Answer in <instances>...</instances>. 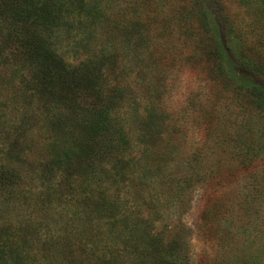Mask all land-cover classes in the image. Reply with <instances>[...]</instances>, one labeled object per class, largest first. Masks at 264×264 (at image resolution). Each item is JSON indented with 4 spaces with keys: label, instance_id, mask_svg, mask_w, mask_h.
Returning <instances> with one entry per match:
<instances>
[{
    "label": "rangeland",
    "instance_id": "374dc122",
    "mask_svg": "<svg viewBox=\"0 0 264 264\" xmlns=\"http://www.w3.org/2000/svg\"><path fill=\"white\" fill-rule=\"evenodd\" d=\"M96 1L109 14L97 25L43 31L59 61L50 86L41 62L10 41L0 2V178L10 184L0 190V223L15 228L30 264H99L107 250L123 253L122 264H147L156 234L187 264H264L261 1ZM245 42L255 48L250 73ZM76 66L88 83L73 90ZM92 68L108 85L111 117L130 126L132 152L120 172L83 184L76 168L64 179L54 155L65 152L59 110L94 101L84 96ZM245 77L256 86L252 103Z\"/></svg>",
    "mask_w": 264,
    "mask_h": 264
},
{
    "label": "trees",
    "instance_id": "16d2710c",
    "mask_svg": "<svg viewBox=\"0 0 264 264\" xmlns=\"http://www.w3.org/2000/svg\"><path fill=\"white\" fill-rule=\"evenodd\" d=\"M239 1L245 3L247 7L253 4L254 9L259 8L260 3L258 2L261 1L264 7V0ZM0 2L8 4L7 15L12 24L10 41L12 40L17 45L16 48H19L21 53L19 55H25L32 61L39 60L41 62L38 72L42 83H46L47 86L54 84L53 78L56 75L52 76V73L55 72V67L59 61L52 60L55 54L50 49L48 36L43 31L46 30L49 34L56 28L68 32V34H71L72 31L77 33L81 30V25L84 26V23L95 26L97 22L107 18L106 14L109 15L96 0L93 2L88 0H0ZM243 48L241 58L246 72L250 73L251 67L254 65L251 55L255 53V48L251 44L247 45V42ZM76 69H79V66L74 67L73 71L75 72ZM60 72H66V67L63 64L58 70V73ZM94 74L95 77L93 78ZM88 76L90 80L87 90L84 91L87 94L84 96L91 101L94 100L93 103H97H92L90 107H86L83 104L79 105V101L74 100L73 103L70 102L72 107L66 113L59 110L61 117L58 118L57 136H61V145L65 152L64 156L54 155L58 168L63 171L64 179H69L67 177H70L76 168L77 175L75 178L80 179L79 181L83 184L88 176L103 178L116 167H121L123 164L129 165L132 152L129 136L130 126H127L126 121L123 122L122 119L113 120L114 117H111L110 111L112 102L103 100L102 88H107L108 85L98 83L101 78L98 79L100 76L98 69L92 68ZM246 77L242 82V90L248 103H252L256 86ZM72 80L73 90L83 86L84 82L88 83L87 77L83 81L77 77L76 72ZM113 89L116 90V87ZM70 92L76 96L83 91ZM105 97H107V93H105ZM69 99L71 96L68 97ZM49 103L54 106L56 100H49ZM78 106L83 108L82 112L79 111ZM74 116L79 118L76 123L78 128L68 125V119ZM71 161L75 163L71 165ZM69 182H71L70 179ZM9 185L7 180L0 178L1 191ZM72 188L69 187V189ZM107 199L105 197L103 200L108 202L110 199ZM98 206L100 209L102 205ZM112 215L113 212L108 211L107 216L111 217ZM15 231V228L10 225L0 223V264H30L27 261L28 257L25 251L18 247L17 238L14 236ZM13 237L16 239L13 240ZM154 239H157L156 242L158 243L151 248V257L152 255L153 257L147 264H187L185 260L187 257L170 247L174 245L170 243L161 245L160 240L163 239L158 234L154 235ZM123 257L125 258L123 253L115 254L113 251L107 250L106 253L101 254L99 264H122L124 262Z\"/></svg>",
    "mask_w": 264,
    "mask_h": 264
}]
</instances>
